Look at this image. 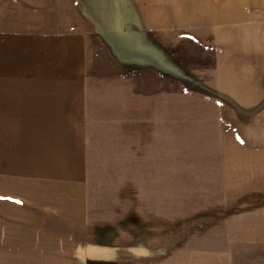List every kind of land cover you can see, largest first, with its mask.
<instances>
[{"label":"crops","instance_id":"obj_1","mask_svg":"<svg viewBox=\"0 0 264 264\" xmlns=\"http://www.w3.org/2000/svg\"><path fill=\"white\" fill-rule=\"evenodd\" d=\"M111 2L118 7L105 12L99 8L95 28L76 22L79 27L69 36L49 40L54 44L42 55L45 59L27 74L15 75L10 87L0 75V264H233L231 250L185 251L95 240L88 175L96 128L113 127V142L123 144L126 127H145L147 136L151 127L167 123L168 87L171 80L182 85L183 80L169 73L174 71L171 51L158 35L175 32L180 39L176 45L181 40L184 45L193 42L201 61L212 63V71L210 48L226 40L219 27L225 25L216 22L212 0H132L134 10L131 2L106 0ZM44 20L33 22V32L49 30ZM18 29L14 26V31ZM200 31H212L214 37L199 39ZM218 35L222 44L215 41ZM128 38L134 39L129 43ZM128 44L131 51L126 50ZM116 46L119 52H114ZM223 72L221 56L219 78ZM191 78L195 86L188 90L228 100L241 111L264 108L263 92L252 99L242 90L216 88L215 81ZM131 138L135 135L128 136L129 158L136 150ZM229 152L225 149L221 156L231 157ZM256 152L263 160L258 165H236L247 171L238 177L232 176L234 167L223 166L219 201L224 206L223 226L194 233H226L228 244L237 246L264 241V149ZM162 168L157 171L162 173Z\"/></svg>","mask_w":264,"mask_h":264},{"label":"rangeland","instance_id":"obj_2","mask_svg":"<svg viewBox=\"0 0 264 264\" xmlns=\"http://www.w3.org/2000/svg\"><path fill=\"white\" fill-rule=\"evenodd\" d=\"M125 1L131 2L134 10L132 0ZM212 1L216 22L225 25L219 27L226 39L224 45L210 48L208 58H214V71L209 69L211 62L201 61L195 52L199 47L193 42L184 45L181 40L176 45L180 39L175 32L158 35L171 51L174 71L169 73L183 80V85L171 80L168 87L167 123L151 127L147 136L145 127H126L123 144L113 142V127L96 128L88 175L90 227L99 241L167 245L185 251L231 250L233 264H264V241L237 246L228 244L226 233H194L215 228V224L223 226L224 206L219 203L223 166L234 167L232 176L238 177L247 171L236 165H258L263 159L256 151L264 149V108L241 111L228 100L188 90L194 85V76L215 81L216 88L242 90L252 99L264 93V0ZM115 4L106 0H0V75L4 86L10 87L15 75L27 74L36 62L45 59L42 55L54 44L49 40L69 36L79 27L76 22L95 28L99 8L105 12L118 7ZM40 17L49 30L33 32L32 24L40 23ZM100 18L107 22L106 14ZM14 26L19 29L14 31ZM202 33L199 39L214 37L212 31ZM215 38L217 44L224 42L219 35ZM133 39L128 38L129 43ZM113 48L120 51L119 46ZM129 48L130 44L126 50L131 51ZM221 56L224 77L219 78ZM131 135H135L131 139L136 150L129 158ZM225 149L231 157L221 156ZM160 166L162 173L157 171ZM129 168L134 172H128ZM145 168L147 173H142Z\"/></svg>","mask_w":264,"mask_h":264}]
</instances>
